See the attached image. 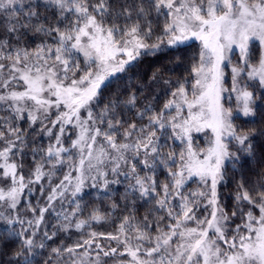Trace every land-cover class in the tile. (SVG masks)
<instances>
[{
	"label": "snow or ice",
	"instance_id": "obj_1",
	"mask_svg": "<svg viewBox=\"0 0 264 264\" xmlns=\"http://www.w3.org/2000/svg\"><path fill=\"white\" fill-rule=\"evenodd\" d=\"M0 264H264V0H0Z\"/></svg>",
	"mask_w": 264,
	"mask_h": 264
}]
</instances>
